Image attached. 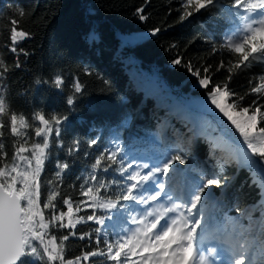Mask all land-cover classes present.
I'll list each match as a JSON object with an SVG mask.
<instances>
[{
	"label": "trees",
	"instance_id": "16d2710c",
	"mask_svg": "<svg viewBox=\"0 0 264 264\" xmlns=\"http://www.w3.org/2000/svg\"><path fill=\"white\" fill-rule=\"evenodd\" d=\"M185 3L186 0H0V57L9 68L3 83L12 107L29 117L37 111L46 117H67L59 126V137L55 131L49 137L39 178L41 206L52 190L60 192L56 203L63 211H67L64 198H70L74 207L87 200L81 192L97 186L90 176L101 154L105 160L95 175L109 184L107 189H101L102 195L115 199L132 183L126 180L128 174H146L149 169L143 168L144 164L150 168L161 166L164 159L178 153L188 163L176 162L174 167L181 171H170L167 176L157 174V180L172 182L188 194L193 178H220L221 186L212 187L210 198L203 201L204 215L210 212L215 227L240 228L248 223L246 213L259 215L264 211L260 209L264 204V183L259 166L251 162L243 137L208 98L210 88L227 83L235 93L228 102L245 97L239 103L243 107L251 105V114L256 105L264 104V97L258 99L251 93L258 82L253 77L264 74V62L252 60L247 67L228 72L227 62L238 59V54L220 50L225 35L239 23L232 15L231 0H219L208 11L183 19ZM18 10L24 14L21 16ZM140 15L146 19L141 20ZM13 19L19 22L20 29L30 33L18 45L27 56L10 51L8 37ZM221 61L225 67L217 71ZM17 62L19 68L15 67ZM205 68L211 76L208 88L199 83L206 75ZM229 75L231 81L227 79ZM56 76L64 81L60 88L53 84ZM77 81L82 86L80 93L73 87ZM69 97L74 99L73 105L67 104ZM27 131L26 147L30 151L24 155L30 156L32 145L42 143V138L35 136L34 128ZM92 140L96 143L90 144ZM0 142L5 144L10 160L14 144L22 140L5 130ZM113 151H117L115 164L106 159ZM62 164L68 167L61 171L58 165ZM109 164L108 171H103ZM121 169L126 170L123 175ZM57 172H61L59 177ZM145 186L150 191L153 182ZM149 191L144 195L148 196ZM120 205L105 210L81 204L76 215L111 219H105L103 226L95 221L77 224L72 230L77 235L65 242V258L96 248L97 228L114 241L116 233L125 234L129 228L137 227L131 217L139 218L144 204L121 200ZM52 232L59 241L69 229ZM85 232L92 234L91 240L78 238ZM98 247L104 248V244ZM82 264L114 262L93 257Z\"/></svg>",
	"mask_w": 264,
	"mask_h": 264
},
{
	"label": "snow or ice",
	"instance_id": "6c2138e0",
	"mask_svg": "<svg viewBox=\"0 0 264 264\" xmlns=\"http://www.w3.org/2000/svg\"><path fill=\"white\" fill-rule=\"evenodd\" d=\"M218 2L219 0H186L182 18L192 17L201 10L208 11ZM231 9L234 10L232 15L239 19V23L225 35L224 42L220 46V50L238 54L236 62L231 60L227 62L229 73L233 69L247 67L252 60L264 62V0H231ZM18 11L21 16L24 14L22 10ZM137 11L142 12L143 9ZM140 19L144 20L146 17L140 15ZM11 24L8 37L11 41L10 51L22 52L27 56L28 53L24 52L22 47L18 48V45L28 38L30 33L20 29L19 22L15 19ZM174 63L179 64L180 60H175ZM20 66L18 62L15 65L17 68ZM224 67L225 62L221 61L217 71ZM8 71L7 64L0 57V138L5 136L7 130L8 134L20 138L22 142L14 144L15 150L10 160L5 151V144L0 142V264H82L93 257H103L105 261H112L114 264H264V211L259 215L246 213L248 223L240 228L210 226L209 229H204V215L201 211L203 201L211 196L212 187L221 186V179L214 175H204L202 180L193 178L191 182L193 188L187 194L185 202L180 204L173 202L170 207L161 205L162 210L145 209L139 218L132 216L131 223L137 227L129 228L125 234L116 233L117 238L114 241L108 239L107 232L102 234L101 229L97 228L95 230L97 247L82 252L74 258L66 259L65 242L70 236L77 235L72 231L77 224L95 221L96 224L103 226L105 219H111L95 214L88 215L86 219L78 216L76 214L81 211V204L93 209L111 210L117 209L121 200L147 205L150 201H157L162 194L167 200L173 201V196L165 193L166 184L158 182L157 174L167 176L170 171H181L174 167L176 162L187 164L188 161L177 153L164 159L161 166L150 168L148 164H144L143 168H148L149 171L143 175L140 171L128 174L126 180L132 183L113 199L102 195L101 189H107L109 184L98 180L95 175L96 170L100 169L105 160V156L101 154L92 165L93 174L90 176L91 181L97 182V186L95 189L89 186L81 192L82 196L88 198L87 200L80 201L74 207L70 198H64L62 203L67 207V211H63L58 209L56 203L60 192L52 190L47 193L41 206L39 178L47 158L49 137L53 131L59 137V126L67 117L57 115L46 117L40 111L32 113L29 117L16 111L8 99L7 85L3 83ZM208 71L209 69L205 68L206 75L199 80L200 85L205 88L211 83ZM193 75L199 73L194 72ZM227 79L231 81L232 76L229 75ZM253 80L258 82L251 88V93L256 94L258 99L264 97V74L253 77ZM36 83L39 84L41 81L37 80ZM63 83L60 76H56L53 80L57 88ZM73 87L76 93L82 91L78 81ZM234 96L235 93L231 92L227 83L214 85L208 92L211 104L243 137L251 162L259 166L264 183V126H260L264 121V111H262L264 104L256 105L250 114L252 106L243 107L239 103L245 97L241 96L232 99L231 103L228 102ZM67 104L73 105L74 99L69 97ZM253 104L255 105L256 101H253ZM36 121L39 122L38 125L34 124ZM53 125L56 127L54 128ZM29 128H34L35 136L42 138V143L32 145L30 156L24 155L30 151L26 147ZM74 143L78 146L79 142ZM95 143L96 140L90 141V144ZM117 151L111 152L106 157L112 164L116 163ZM58 167L62 171L68 165L62 164ZM109 167L111 164L103 171L107 172ZM128 167L131 168V165ZM120 171L123 175L126 170ZM60 175L61 172H57V176ZM149 181L153 182V186L158 188V191L145 196L144 192L149 191L145 185ZM261 199H264V196H261ZM181 208L186 209V212L180 211ZM260 209H264V204L260 205ZM170 213L175 215L170 216ZM149 217L153 219L149 220ZM57 228L69 229V233L61 236L59 241L57 235L52 232ZM101 235L104 237L103 240ZM78 238L91 240L92 234L85 232ZM101 243L104 244V248L98 247Z\"/></svg>",
	"mask_w": 264,
	"mask_h": 264
},
{
	"label": "rangeland",
	"instance_id": "374dc122",
	"mask_svg": "<svg viewBox=\"0 0 264 264\" xmlns=\"http://www.w3.org/2000/svg\"><path fill=\"white\" fill-rule=\"evenodd\" d=\"M154 191H158V188L152 186L150 188L149 194L151 192H154ZM176 192H177L176 186L172 185V182L171 183L170 182H166L165 193L171 194L173 196V201L167 200L165 195L162 194L161 197L157 201H150L145 206V209H147V210H162L161 209V205H163L164 207H170L171 203H173V202H175L177 204H180V203H183V202H185L187 200L186 193L184 194V192L179 191L178 192L179 195H178V198H177V193ZM180 211H185L186 212V209L181 208ZM201 211H202V213L204 215L203 208L201 209ZM171 215H175V214L174 213H170V216ZM205 216L206 215H204L203 226H204V229H209L210 226L213 227L212 226L213 225L212 222L214 221V219H211V218L208 219ZM207 217H209V216H207ZM148 219L151 220V219H153V217H149ZM161 223H163V221ZM145 255H147V254H145Z\"/></svg>",
	"mask_w": 264,
	"mask_h": 264
}]
</instances>
